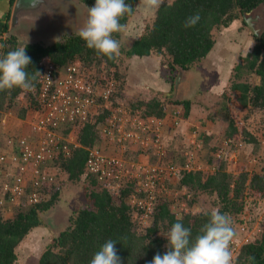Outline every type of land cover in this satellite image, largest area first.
I'll use <instances>...</instances> for the list:
<instances>
[{
    "label": "trees",
    "instance_id": "trees-1",
    "mask_svg": "<svg viewBox=\"0 0 264 264\" xmlns=\"http://www.w3.org/2000/svg\"><path fill=\"white\" fill-rule=\"evenodd\" d=\"M82 1L90 6L95 4V0ZM137 1L127 0L133 7V14L123 19L121 23L126 24L134 15ZM263 4L264 0H175L170 8L162 5L153 23L125 52L128 58L135 56L141 59L153 54L166 56L169 72L164 74V78L174 84L180 69L190 70L213 51L216 45L213 35L215 29L229 27L231 23L241 18L246 22L244 15ZM197 12L201 16L200 22L194 28H184L186 18ZM8 31V22L0 20V44L5 45L0 52L3 53L19 47L15 37L7 35ZM255 37L257 43L254 49L233 68L231 72L234 78L231 86L223 93L225 104L222 106V111L228 121L225 142L258 143L256 136L241 120L235 118L229 105L232 102L242 111L255 107L264 114V31L255 34ZM26 52L32 59L28 69L30 75L35 70L41 73L45 60H50L60 69L65 68L69 63L81 61L86 68L93 71L95 76L100 77L99 83L104 87L114 81L116 89L111 93L113 102L111 108L104 107L103 111L94 114L90 121L74 123L65 129L66 135L76 136L79 146L72 148L67 158L60 155L52 163L50 168L56 181L47 189H43L47 198L37 204L23 202L15 208V215L11 218L5 216L0 206V264H16L17 250L29 233L36 227L46 225L42 217L43 213L52 210L62 200L63 174L73 181L81 178L91 181L95 186L89 194L91 205L74 211L70 218V226L53 239L38 264H90L94 253L109 239L117 242L115 247L121 257V264H150L156 253L163 255L168 250L165 233L170 230L173 223L177 222V217H181L185 227L191 228L195 237L201 226L207 222L208 217L204 215L205 212H188L179 215L171 208L167 195L159 193L152 211L147 214L150 216L148 218L151 219L150 223L143 231H139L137 221L134 219V212L139 207L132 204L131 200L141 194L138 193V182L141 179L139 180L137 176H127L122 184L118 185L117 178L103 182L86 169L89 148L101 142L99 124L107 121L117 106L123 103L126 107L129 106L134 114L135 110L139 112V116L143 119H164L167 114L164 101L153 97L136 104L127 103L125 99H133L137 96L127 93V82L120 75L118 62L98 56L94 50L86 47L85 42L78 35L48 45L29 42ZM162 66L161 74L166 70L165 65ZM251 73L259 76V83L253 84L243 79ZM40 86L39 77L34 94L25 93L19 88L12 90L11 94L0 92V114L1 111L12 107L22 95L30 97L29 106L37 104L35 96ZM175 103L182 106L178 117L187 120L190 117L192 101L184 99L176 100ZM28 111L27 106L23 107L19 117L25 119ZM114 146L111 145L109 151L115 153L117 146ZM128 148L135 153L131 159L132 163L154 165L158 162L183 166L188 161L187 156L181 163L168 161V151H165L163 156L159 155L158 148L153 144L147 149L139 144H129ZM217 152L220 155L218 157L220 162L214 166V171L182 169L179 173V187L195 192L196 195L199 193L216 195L221 213H229L231 217L238 216L245 208L246 197L264 199V172L251 174L242 165L238 167L237 174L232 173L227 169L226 157L221 156L222 149H218ZM115 154L124 155V153ZM114 186L117 188L114 189ZM235 230L237 233L235 240L244 237L243 227L239 231ZM248 256L255 257L252 264H264V234L261 237L254 235L247 238L235 253L234 259L237 264H248L246 260Z\"/></svg>",
    "mask_w": 264,
    "mask_h": 264
},
{
    "label": "rangeland",
    "instance_id": "rangeland-1",
    "mask_svg": "<svg viewBox=\"0 0 264 264\" xmlns=\"http://www.w3.org/2000/svg\"><path fill=\"white\" fill-rule=\"evenodd\" d=\"M72 1H75V3L77 1L80 4V0ZM60 3L61 2H59V5L61 6ZM139 3L140 0L136 2V11L134 15L126 23L127 30L115 36V38L121 42V55L117 60L118 69L120 75L123 76L127 82V93L137 96L133 99H125L127 103L136 104L157 97L164 101L166 112L172 114L170 116L172 122L170 136L166 139L164 135H162L163 144L166 147V151H168V161L174 160L181 163L186 160L187 156V160L192 162V167L211 172L214 171V166L218 165L220 162L218 158L220 155L217 151L218 149H222L221 156L226 157L225 162L230 172L237 174L238 167L243 165L245 170L251 174L263 173V112L255 107L242 111L230 102L231 112L235 118L241 120L258 140V143H231L230 141L225 142V132L228 121L222 111V106L225 104L223 93L230 88L232 79L234 78L231 71L254 49L257 43L255 33L250 29L248 24L244 22L243 18L234 21L229 27L215 29L213 35L216 45L208 57L190 70L183 71L180 69L174 84L169 82L172 88H166L168 91L159 90L158 88L153 89L150 87L152 80L150 76L148 77L146 71L152 73L154 69L159 68L161 74L162 64H164L166 73L162 72L161 77L165 80L164 74H168L169 72L166 61L167 57L161 54H153L152 56L141 59L135 56L128 58L125 52V50L132 45L133 41L140 37L145 29L153 23L156 17L146 14L142 8H137ZM59 9H57V11L60 12ZM59 16L61 19L64 18V20L65 18L72 17L69 13L63 15L61 12ZM251 16L254 18V28L258 30L257 34H260L264 31V4L253 10ZM46 28L47 27H44L40 31ZM65 32L69 33L68 30ZM137 33H139L138 36L136 35ZM7 35L12 36L10 33ZM60 38L65 39L66 36H60ZM76 62L83 65L81 61ZM144 69H146L145 72ZM243 79L253 84L259 83L260 81L256 73L248 74L246 77H243ZM144 81L149 82L142 84L141 82ZM112 82L114 83V81ZM29 99L30 97L22 95L12 107L1 111L0 156L2 154L5 155L7 152L6 150L9 148L7 146V136L18 138L29 133V124L34 122L32 121L33 113L28 112L25 119L19 117L21 109L29 105ZM184 99L191 100L193 103L190 117L187 120H181L177 116L178 113L181 112L182 106L175 103L176 100L183 101ZM101 106L102 107L96 109L97 113L103 111L105 103ZM127 109L130 114L132 113L134 116L129 106H127ZM131 115L130 117H133ZM135 115H140V113L135 110ZM21 120L25 122L22 123ZM176 121L180 123L177 124ZM69 138L73 143L77 142L75 135ZM114 144L116 145V143ZM128 146L129 143L126 142L125 150H118L117 147L115 153H124L122 156L126 158L129 163L126 170H129L128 173H131V164L133 162L131 159L134 157L135 153L133 150H130ZM165 166L167 165L165 164ZM165 166L163 164L162 167L165 169ZM176 166H179V164ZM123 179L125 178L123 177ZM179 182L180 175H169L166 179L163 178L162 181H160L159 188V192L160 189H162V195H167L166 198L169 200L173 211L177 212L179 215L188 212H207L214 208L220 209V203L216 195L207 193H199L196 195L195 192L179 187ZM61 183L62 200L60 203L58 202L52 210L44 212L42 215L46 224L43 226H47L48 230L52 233V239L49 244L52 243L55 237L59 236V232L66 230L70 226V218L74 211L91 205L89 194L91 190L95 188L89 179L81 178L80 180L73 181L64 174L61 177ZM121 184L122 182L120 185ZM117 186H114V189L117 188ZM15 208L16 207L13 208L11 206L6 207L5 216L7 218L13 217L15 215ZM144 213L148 212L142 208L134 212V219L137 221L139 231H143L151 221V219H148L150 216ZM232 219L235 229L239 231L243 226L245 229V232H243L244 237L237 239L240 245L245 241V238L249 239L254 235L261 237L264 234V199L250 196L246 197V205L243 212L238 216H232ZM33 231L34 230L31 232ZM30 237L33 238V236ZM30 237L28 239H30ZM28 239L27 241L25 239V241L28 242ZM44 241L47 242V238L44 239Z\"/></svg>",
    "mask_w": 264,
    "mask_h": 264
},
{
    "label": "built area",
    "instance_id": "built-area-1",
    "mask_svg": "<svg viewBox=\"0 0 264 264\" xmlns=\"http://www.w3.org/2000/svg\"><path fill=\"white\" fill-rule=\"evenodd\" d=\"M41 75L40 90L35 96L37 104L27 105L34 121L29 124V133L9 138V148L5 155L0 156V206L4 213L6 207H18L23 202L37 204L47 198L43 189L56 181L50 168L52 163L60 155L67 158L72 148L79 146L71 141L70 135L65 134V129L74 123L90 121L98 107L105 103V108H111L113 103L111 93L116 89L114 83L104 87L93 71L79 62L69 63L60 69L50 60H45ZM130 115L122 103L107 121L99 124L101 142L89 148L86 169L103 182L117 178L118 185L124 181L123 177L137 176L141 179L138 193L142 195H137L131 203L151 212L158 194L162 193V189L159 192L160 181L169 175H179L182 169L195 168L191 166V161L183 166L164 164L165 169L163 163H132V172L128 173L127 160L109 151L114 143L121 150H125L127 142L146 149L153 144L162 156L166 151L162 140L164 119H143L139 115ZM241 246L238 240L233 241L234 256Z\"/></svg>",
    "mask_w": 264,
    "mask_h": 264
},
{
    "label": "clouds",
    "instance_id": "clouds-1",
    "mask_svg": "<svg viewBox=\"0 0 264 264\" xmlns=\"http://www.w3.org/2000/svg\"><path fill=\"white\" fill-rule=\"evenodd\" d=\"M175 0H140L137 8L156 16L162 5L170 8ZM86 23L79 29L77 35L85 42L86 47L107 60L117 61L121 55V42L115 36L127 30V24L121 23L127 16L133 14V7L127 0H95L92 7H87ZM201 20L199 12L189 16L184 21V28H194ZM137 36L139 33L136 34ZM5 45L0 44V49ZM27 41L7 53L0 52V92H8L19 88L25 93H35L38 78L41 73L35 70L29 74L32 59L26 52ZM207 222L193 237L191 228L185 227L181 217L173 223L165 233L168 244L167 251L159 252L150 264H237L232 251V243L237 237L233 219L229 213H221L218 208L205 212ZM116 241L104 242L96 251L90 264H121V257L115 247ZM248 264L255 257H246Z\"/></svg>",
    "mask_w": 264,
    "mask_h": 264
},
{
    "label": "crops",
    "instance_id": "crops-1",
    "mask_svg": "<svg viewBox=\"0 0 264 264\" xmlns=\"http://www.w3.org/2000/svg\"><path fill=\"white\" fill-rule=\"evenodd\" d=\"M16 2L17 0H0V20H6L8 22L9 31L11 30V21H12L14 6L16 5ZM24 33H25V29H20V30L16 29L12 35L17 36L18 34L20 35ZM145 71L146 69H144V72ZM146 74L148 75V77L150 76V79L152 80L150 87H152L153 89L158 88L159 90L168 91L166 88H172L171 83L162 79L159 68L154 69L152 73H148V71H146ZM146 82L149 81H144L141 83L143 84ZM171 115L172 114L167 113L166 117L164 118L162 134L166 139H168V136H170V131H171L170 127L172 128V122L170 119ZM21 121L22 123L25 122L24 120ZM145 158L146 157H144V159ZM33 230L34 231L31 232V234L26 238V241L30 236H33V238L30 237V239H28V242L24 241L23 244L18 248L17 250L18 260L16 261V264H38L39 259L45 252L46 248L49 245V242L52 239V233L51 231L48 230L47 226L36 227ZM46 238H47V242L44 241V239Z\"/></svg>",
    "mask_w": 264,
    "mask_h": 264
},
{
    "label": "flooded vegetation",
    "instance_id": "flooded-vegetation-1",
    "mask_svg": "<svg viewBox=\"0 0 264 264\" xmlns=\"http://www.w3.org/2000/svg\"><path fill=\"white\" fill-rule=\"evenodd\" d=\"M49 5L47 6V10H49L51 7L56 8V11H54L55 16H58L57 20H55L53 23L54 25L48 26L45 30L42 31H32V30H25L24 34H18L17 36L14 35L15 40L18 41L19 46L22 42H40V43H46L53 44L57 41H59L60 36H76L79 29L86 23L87 20V7H92L86 3H84L82 0H80V4L76 1L72 0H48ZM71 1V2H70ZM59 2H61V6L59 5ZM67 3V4H66ZM59 6V7H58ZM60 8V9H59ZM64 14H71V18H64L61 19L59 16V11ZM69 31V33H66L65 31Z\"/></svg>",
    "mask_w": 264,
    "mask_h": 264
},
{
    "label": "water",
    "instance_id": "water-1",
    "mask_svg": "<svg viewBox=\"0 0 264 264\" xmlns=\"http://www.w3.org/2000/svg\"><path fill=\"white\" fill-rule=\"evenodd\" d=\"M48 5V0H17L9 33L13 34L16 29L40 31L44 27L54 25L53 22L58 18L54 13L56 9L51 7L47 10ZM251 15L252 11L246 13L244 18L250 29L257 34L258 30L254 28L255 22ZM62 232L59 233L61 234Z\"/></svg>",
    "mask_w": 264,
    "mask_h": 264
}]
</instances>
